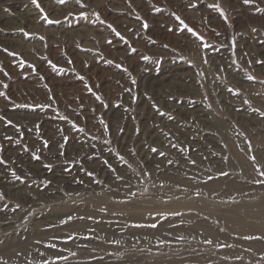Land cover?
I'll list each match as a JSON object with an SVG mask.
<instances>
[{"label":"rangeland","instance_id":"rangeland-1","mask_svg":"<svg viewBox=\"0 0 264 264\" xmlns=\"http://www.w3.org/2000/svg\"><path fill=\"white\" fill-rule=\"evenodd\" d=\"M37 3L0 0V264H264V0Z\"/></svg>","mask_w":264,"mask_h":264},{"label":"snow or ice","instance_id":"snow-or-ice-1","mask_svg":"<svg viewBox=\"0 0 264 264\" xmlns=\"http://www.w3.org/2000/svg\"><path fill=\"white\" fill-rule=\"evenodd\" d=\"M59 2H60L61 4H63V3L66 2V0H59ZM243 2H244L245 4H249V3L252 2V0H243ZM33 3L36 4L37 7H39V4L37 3V0H33ZM76 3L80 4L81 7H84V5L81 3V0H76ZM209 7H212V8H214V9L218 10V11L220 12V15L223 16L225 19H227L226 15H225V13H224V11H223V9L220 7V5H219L218 3H217V4H213V5H209ZM258 10H259V9H258ZM175 18H176V20H178V21L180 22L181 25L184 26V28H187V30H188L189 32H192L193 35L196 34L195 32H193V30H192L191 28L188 27L187 24H185L184 20H182L179 16H176ZM43 19H44L47 23H53V21L48 20L47 16H44ZM97 19H99V15H97ZM101 23H104V21L101 20ZM108 27L111 28L112 31L115 32V34H116L117 36H120V38L123 39V37L120 35V33L117 32L114 28H112V25H108ZM143 27L146 29V28L148 27L147 23H145V24L143 25ZM253 31H255V29H253ZM25 35L27 36L28 33H25ZM41 39H43V38L41 37ZM108 43H111V41H108ZM261 43H264V41H261ZM4 51H7V49H4ZM133 51H134V49H133ZM10 55H14V54H13V53H10ZM143 59L148 60L149 57L145 56V57H143ZM258 62H259V63H264V61H258ZM49 63H51V62H49ZM108 63H112V62H111V61H108ZM205 63H207V61H205ZM116 66H117V67H120V65H116ZM53 67L55 68V65H53ZM5 75H7V73H5ZM81 79H83V77H81ZM248 79H249V80H252V79H254V77L249 76ZM133 83H135V81H133ZM5 87H7V85H5ZM229 91H231V89H229ZM4 95H5V94H4L3 92H0V96H4ZM97 99H99V97H97ZM245 103H248V102L245 101ZM160 114H161V115H164V113H160ZM81 131H83V130L81 129ZM44 146H45V147L48 146L46 141H45V145H44ZM173 147H175V145H173ZM26 150H27V149H26ZM151 151L156 152L157 149L153 148V149H151ZM60 154L63 155L62 152H61ZM160 155H164V153H160ZM39 158H40L39 156H34V159H39ZM120 159H123V157H120ZM252 160L255 161V157H252ZM169 162L171 163V161H169ZM0 163H4V161H3V160H0ZM105 163H107V161H105ZM192 163H195V161H192ZM45 167H47V168L50 169V168H51V165H45ZM257 171L259 172V169H257ZM87 174H88L89 176H92V175H93V173H91V172H89V173H87ZM13 175H15V173H13ZM221 175H225V176H226V175H228V173H226V172H222ZM259 175L264 176V172H259ZM16 178H17V179H20V177H18V176H17ZM121 179H122V177H121ZM255 182H256V183L264 184V180H257V181H255ZM161 187H163V185H161ZM17 207H19V206L17 205ZM176 215H180V213H176ZM68 219L70 220L71 217H69ZM81 219H83V217H81ZM89 219H91V217H89ZM65 222H66V221H65ZM135 226H136V227H142V225H135ZM150 227L155 228V227H157V225H156L155 223H153V224L150 225ZM221 231H223V229H221ZM260 238H261V237H245V239H260ZM69 239H72V237L70 236ZM180 239H183V237H180ZM115 243H119V241H116ZM206 243L211 244L212 241H211V240H207ZM50 247H55V245H50ZM73 255H75V253H73ZM60 259H67V258H66V257H60ZM5 264H6V262H5ZM44 264H48V261H45Z\"/></svg>","mask_w":264,"mask_h":264},{"label":"bare ground","instance_id":"bare-ground-1","mask_svg":"<svg viewBox=\"0 0 264 264\" xmlns=\"http://www.w3.org/2000/svg\"><path fill=\"white\" fill-rule=\"evenodd\" d=\"M264 47V46H263ZM261 48V47H260ZM152 82V81H151ZM149 84H151V83H149ZM177 106V105H176ZM184 106V105H183ZM186 106V105H185ZM195 106V105H194ZM179 108V107H178ZM177 108V109H178ZM194 108H196V106L194 107ZM178 111V110H177ZM188 111V109H186V112ZM193 111H195V109L193 110ZM185 112V113H186ZM189 112H190V110H189ZM188 113V112H187ZM193 114V113H192ZM186 117V116H185ZM65 262H66V260H65ZM64 262V264H114L115 262L112 260V261H110V260H97V261H82V260H73V261H70L69 260V262H66L65 263Z\"/></svg>","mask_w":264,"mask_h":264}]
</instances>
